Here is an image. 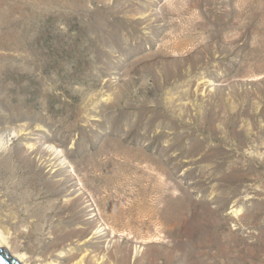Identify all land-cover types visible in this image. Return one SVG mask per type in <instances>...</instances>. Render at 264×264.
I'll list each match as a JSON object with an SVG mask.
<instances>
[{
  "label": "rangeland",
  "instance_id": "obj_1",
  "mask_svg": "<svg viewBox=\"0 0 264 264\" xmlns=\"http://www.w3.org/2000/svg\"><path fill=\"white\" fill-rule=\"evenodd\" d=\"M10 130L32 263L264 264V0H0Z\"/></svg>",
  "mask_w": 264,
  "mask_h": 264
},
{
  "label": "bare ground",
  "instance_id": "obj_2",
  "mask_svg": "<svg viewBox=\"0 0 264 264\" xmlns=\"http://www.w3.org/2000/svg\"><path fill=\"white\" fill-rule=\"evenodd\" d=\"M4 136V138H3ZM15 137V133L13 131H8L4 134H2L0 136V146H7ZM52 147V146H51ZM52 149V148H51ZM50 149V150H51ZM54 150V149H53ZM55 151V150H54ZM56 154V153H54ZM102 229V228H101ZM100 231V229H98ZM97 230V231H98ZM96 231V232H97ZM2 234V233H1ZM7 238V237H6ZM6 238L4 236L0 235V246H4L6 248V250L8 251L9 255H12L13 257L16 258V260L20 263V264H39V263H32L31 261L28 260V257L26 256L25 252L24 253H14L12 251H10L9 246H8V242L6 241ZM79 260V259H78ZM75 262V261H74ZM80 262V261H78ZM77 262V263H78ZM51 263V262H50ZM49 263V264H50ZM53 264V263H52ZM76 264V263H75Z\"/></svg>",
  "mask_w": 264,
  "mask_h": 264
},
{
  "label": "water",
  "instance_id": "obj_3",
  "mask_svg": "<svg viewBox=\"0 0 264 264\" xmlns=\"http://www.w3.org/2000/svg\"><path fill=\"white\" fill-rule=\"evenodd\" d=\"M0 264H20L15 257L9 255L4 246H0Z\"/></svg>",
  "mask_w": 264,
  "mask_h": 264
}]
</instances>
